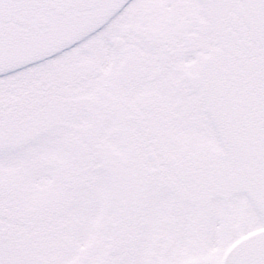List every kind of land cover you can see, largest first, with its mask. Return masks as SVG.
I'll use <instances>...</instances> for the list:
<instances>
[{
    "label": "snow or ice",
    "instance_id": "obj_1",
    "mask_svg": "<svg viewBox=\"0 0 264 264\" xmlns=\"http://www.w3.org/2000/svg\"><path fill=\"white\" fill-rule=\"evenodd\" d=\"M0 264H264V0H0Z\"/></svg>",
    "mask_w": 264,
    "mask_h": 264
}]
</instances>
